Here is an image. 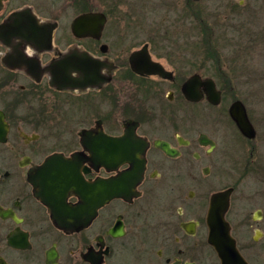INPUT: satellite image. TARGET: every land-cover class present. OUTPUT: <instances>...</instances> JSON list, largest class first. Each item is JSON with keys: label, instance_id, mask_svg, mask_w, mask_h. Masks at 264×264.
Listing matches in <instances>:
<instances>
[{"label": "flooded vegetation", "instance_id": "1", "mask_svg": "<svg viewBox=\"0 0 264 264\" xmlns=\"http://www.w3.org/2000/svg\"><path fill=\"white\" fill-rule=\"evenodd\" d=\"M200 1L0 0V264H220L214 194L227 195L241 257L264 264V107L171 51L173 18ZM194 76L198 101L183 92ZM51 156L87 184L132 182L89 217L77 191H41ZM46 200L82 209L80 223H60Z\"/></svg>", "mask_w": 264, "mask_h": 264}, {"label": "rangeland", "instance_id": "2", "mask_svg": "<svg viewBox=\"0 0 264 264\" xmlns=\"http://www.w3.org/2000/svg\"><path fill=\"white\" fill-rule=\"evenodd\" d=\"M146 1L152 4L158 0ZM173 2L182 3L184 0ZM190 9L195 17L190 16V21L184 23L173 18L169 26L174 60H188L191 72L199 71V65L206 68L211 66V70L205 68L200 71L213 76L219 69V74L236 79L237 85L234 87L238 93L246 98L249 96L263 109L264 0H245L243 6L238 5L237 0H201ZM202 41L206 50L217 46L219 54L211 48V54L206 53L210 55V59H207L200 47ZM216 56H219V60ZM189 109L199 111L210 108L202 103Z\"/></svg>", "mask_w": 264, "mask_h": 264}, {"label": "water", "instance_id": "3", "mask_svg": "<svg viewBox=\"0 0 264 264\" xmlns=\"http://www.w3.org/2000/svg\"><path fill=\"white\" fill-rule=\"evenodd\" d=\"M199 1V0H193ZM240 5L244 3L245 0H237ZM89 18V17H88ZM92 19V17H90ZM80 21L84 22L86 16L80 17ZM93 21H98L96 17H94ZM100 21V20H99ZM100 24L98 27H95L94 30H100ZM133 59V58H132ZM131 59V61H133ZM147 72H151L150 69H146ZM198 77L194 76L189 79L183 86V92L186 97L191 101H198L201 99V92L199 90V83L196 82ZM208 84V94L209 100L216 103V92L215 86L212 80L207 82ZM234 120L237 121L240 130L246 132L248 127L247 119H245V114L241 115H233ZM137 150L138 147L135 145L126 146V154L125 157H132V154L129 150ZM60 158L58 156L49 157L48 162L42 169H49L51 171L41 170V191L42 190H53L54 192L62 191L68 192L71 190L77 191L79 196L87 203V207H83L86 210L87 215L89 217L95 216L96 208L109 201L114 197H118L127 189V186L132 182V178L128 175L122 176L120 178H113L111 180H96L93 183H85L82 178L72 172V168L69 162L65 160L58 161ZM139 164L135 166L138 168ZM143 168V163L141 164ZM136 176L138 181L139 179V170L136 169ZM45 173V175H43ZM136 179V181H137ZM43 181L46 183L44 186ZM81 193V194H80ZM42 198H46L42 196ZM49 207H51V211L57 217V220L60 223L66 225L68 222L72 223L74 220L80 223V217L84 212L82 209L77 210V213H73V211L63 206L61 211H58L59 203L53 201H45ZM228 208V200L226 194H214L211 197L209 210L207 214V226H208V243L215 250L220 264H247L246 261L241 257L239 252L235 247V242L230 235V227L228 223L224 220V213ZM75 214L77 216H75ZM80 226V225H79Z\"/></svg>", "mask_w": 264, "mask_h": 264}]
</instances>
